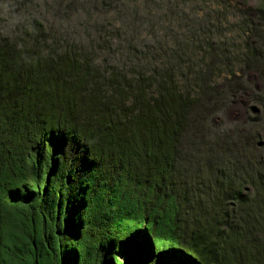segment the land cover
<instances>
[{"label": "trees", "instance_id": "1", "mask_svg": "<svg viewBox=\"0 0 264 264\" xmlns=\"http://www.w3.org/2000/svg\"><path fill=\"white\" fill-rule=\"evenodd\" d=\"M113 1L123 9L116 19L132 25L121 24L127 47L159 36L161 23L188 25L185 19L200 38L223 33L218 24L177 18L184 9L207 23L211 12L221 22L224 12L242 10L241 30L259 36L250 10L230 0ZM203 42L187 50L199 56L198 68L195 87L183 89L172 67L149 71L153 61L131 72L106 70L88 54L47 48L37 38L0 41V264H264L261 136L250 126L210 136L205 198L185 180L184 145L195 142L189 117L213 90L201 65L225 57L211 68L215 82L233 74L231 58L241 53ZM254 52H246V68L259 72ZM248 85L237 82L230 93H247ZM247 101L255 108L253 97ZM260 104L264 113V98ZM243 118L264 129L263 115Z\"/></svg>", "mask_w": 264, "mask_h": 264}, {"label": "rangeland", "instance_id": "2", "mask_svg": "<svg viewBox=\"0 0 264 264\" xmlns=\"http://www.w3.org/2000/svg\"><path fill=\"white\" fill-rule=\"evenodd\" d=\"M230 1L236 3L239 9L248 8L250 10L252 22L256 23L259 36L249 32L248 34L243 33L241 30L239 20L245 19L246 16L242 10V13L237 12L234 15L224 12V19L221 22L220 14L211 12L212 20L209 19L207 23L203 19V13H197L195 17L189 13L188 9H184L185 14L180 11L176 12L177 18L185 19V15H188V19L193 18V25L211 29H214L213 23L218 24L223 33L218 35L210 32L209 37L203 33L202 39L196 30L190 27L191 19L189 21L185 19L188 25H184V21H181L179 25L180 21H178L177 23L172 22L171 27L167 23L163 27L161 23L157 27L159 36L149 37L127 47L124 42L127 35L124 26L132 27V25L129 24L128 18L116 19L118 12L123 9L121 6L115 7L113 0H0V41L9 39L17 44H30L37 38L44 42L47 48H54L57 51H77L82 55L88 54L101 68L106 70L110 69L109 64H111L119 67L123 72H131L132 68L138 70L143 63L153 61L154 65L149 64V71L154 68L153 66H157L159 70L166 66L172 67L179 86L183 89L195 87L193 74H195L194 68H198L196 58L199 56L193 57L187 52L189 49L192 50L193 44L201 43L202 40L203 43L209 41L212 46L219 44L222 49L231 47L235 49L236 47L237 52L240 49L241 53L236 54V58H231L237 61L233 66V74L230 76L226 75L224 78L223 75L215 82L211 80V68H216L218 63L226 61L223 59L225 57L220 58V61L218 57L213 58L211 64L208 63L205 66V70L201 65V70L208 75L205 85L213 86V90L210 89L212 91L209 90V93L201 97L190 114L189 131L194 132L195 142L191 145H184L186 150L190 149L189 159L185 166H191V169L184 171V174L191 191L201 192V196L205 198V193L202 191H205V186L208 185L204 181V174L207 172V164L211 163L209 158L206 159L207 153L210 154V144H207L210 136L217 133L223 135L231 129L228 133L235 135L243 129H249L250 126L252 131L257 132L264 140V129L260 121L251 124L246 120L242 123L244 115L247 114L251 117L254 114L264 116L263 106L260 104V100L264 98V67L261 68L260 65L259 72L246 68L247 60L251 59L246 52L253 50L256 54L255 62L258 64L259 58L260 64L264 66V19L259 17L264 16V13L260 12L264 9V0ZM124 3L131 4L128 0ZM214 18L217 21L213 22ZM246 18L250 20V16ZM122 21L124 26L121 25ZM209 24L211 26H208ZM190 31L194 33L191 34ZM184 37L188 39V42L182 39ZM235 52L234 50L233 54ZM166 55L173 59L172 63H167ZM137 58L142 59L138 65ZM237 82H247L248 92L237 95L230 93ZM248 97L256 100L252 103L255 108L249 107ZM226 99L233 100L224 104ZM250 133L251 131L247 132L250 135V144H253L257 139L253 138V133ZM192 160L195 161L192 162ZM198 168H201V171H195Z\"/></svg>", "mask_w": 264, "mask_h": 264}]
</instances>
